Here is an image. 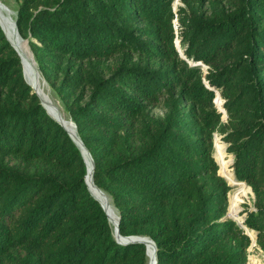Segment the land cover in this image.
Listing matches in <instances>:
<instances>
[{
    "label": "trees",
    "instance_id": "16d2710c",
    "mask_svg": "<svg viewBox=\"0 0 264 264\" xmlns=\"http://www.w3.org/2000/svg\"><path fill=\"white\" fill-rule=\"evenodd\" d=\"M14 1L118 232L150 238L156 264H243L229 180L254 193L243 224L264 253V0ZM86 163L0 28V264H147L144 243L115 241Z\"/></svg>",
    "mask_w": 264,
    "mask_h": 264
},
{
    "label": "rangeland",
    "instance_id": "374dc122",
    "mask_svg": "<svg viewBox=\"0 0 264 264\" xmlns=\"http://www.w3.org/2000/svg\"><path fill=\"white\" fill-rule=\"evenodd\" d=\"M0 3H2V5L6 8V10L10 13L11 15V18L13 19V15H14V7H15V1L14 0H0ZM179 3V0H172V7L175 8L176 5ZM0 24L2 25V28H3V31L4 34L6 35V37L11 41V43L13 44V41L12 39L9 37V28L5 27L1 21H0ZM173 24H174V27H176V21L173 19ZM177 38L174 39V42L177 44V48L178 50L180 51V45L179 43L177 42ZM14 46V44H13ZM15 47V46H14ZM16 48V47H15ZM31 53V51H30ZM32 55V53H31ZM182 56L184 57V55L182 54ZM33 58V56H32ZM185 58V57H184ZM186 60L193 64H198L199 62H202V61H191L190 59L186 58ZM34 61V59H33ZM34 66H35V69L36 71L35 72H32L31 71V74H30V80L28 81V79H26V75L24 74V70L22 68V75L25 77V79L29 82V86L34 88V85L38 86V87H42L41 89L43 90V92L46 94V104H44V102L42 101L43 105L46 107V109L49 111V113L54 116L55 118H57L60 122L61 120H64L66 122H69L72 124V121L70 120V118L67 116V114L63 111L62 107H61V104H60V101L58 99V97L55 95V93L48 87V85L46 84V82L44 81L43 77L41 76L40 72L38 71L36 65H35V61H34ZM199 66H201V70L202 71H206V65L204 63L202 64H199ZM40 77V78H39ZM35 90V89H34ZM217 90V89H216ZM218 91V90H217ZM216 93V92H215ZM38 94V93H37ZM218 96V92L216 93ZM218 101L221 102L222 99L218 98ZM222 109V108H220ZM154 111H157V109H154ZM223 116L224 118L222 119V121H226V117L224 115V111H223ZM73 125V124H72ZM74 127V125H73ZM213 140H214V143L218 142L220 145L223 146V150H224V153H223V157L226 161H228V164L226 165L228 167V169H230L232 171V174H233V168H232V161H233V154L232 153H229L227 150H226V146H227V143L222 139V134L220 133V131H218L217 129L213 131ZM215 146V145H214ZM214 155H215V147H214ZM215 158H216V155H215ZM217 159V158H216ZM220 167H219V172H220ZM221 172H224L223 170H221ZM220 172V173H221ZM223 174V173H221ZM224 175V174H223ZM234 175V174H233ZM226 176V175H225ZM235 177V176H234ZM234 180L238 181V182H242L243 184L247 185L245 181L243 180H239V179H236L234 178ZM245 187V186H244ZM242 189V186H240V184H230V188L229 190L227 191V199H228V206H227V215L233 217L234 215L231 213V211L229 210L230 208V205H231V196L234 195L235 193L238 194V201H237V208L235 210V215L237 214V216H234L236 217L237 219H240L239 217H243V215L245 214L244 212V209L246 206H249V207H253V200H254V196H253V192L250 188V186L248 185L247 188H245V190H239V189ZM103 191V190H102ZM109 198V197H108ZM110 224V222H109ZM111 225V224H110ZM112 227V226H111ZM249 231V230H248ZM253 231V230H252ZM251 231V234L252 237L251 239L253 240L254 239V233ZM250 232V231H249ZM113 234V233H112ZM114 237V236H113ZM250 248V247H249ZM252 254H255L253 256L256 257V264H264V253L262 251H258L253 249L251 250ZM148 264V262H147Z\"/></svg>",
    "mask_w": 264,
    "mask_h": 264
},
{
    "label": "bare ground",
    "instance_id": "6f19581e",
    "mask_svg": "<svg viewBox=\"0 0 264 264\" xmlns=\"http://www.w3.org/2000/svg\"><path fill=\"white\" fill-rule=\"evenodd\" d=\"M0 21L5 27L9 28V37L12 39L13 44L16 47V49H17V51H18V53L20 55L21 64H22V68L24 70V74L26 75V79H28V81H29L30 80L31 71L32 72L36 71L32 55H31L30 50H29L27 44L25 43L24 39L21 38L19 36V34L17 33V31L15 30V27H14V24H13V19L11 18L10 13L2 5V3H0ZM0 26L2 28L1 24H0ZM2 30H3V28H2ZM41 88L36 86V85H34L33 89H35V91L38 93V96H39L40 100H42L44 102V104L47 105V103H46V94L43 92V90ZM219 97H221V96H219ZM222 110H224V109H222ZM222 114H223V111H222ZM60 123L66 128L67 132L78 142V144H79V146H80V148L82 150V154L84 156V160L86 159V161H87V163L85 161L86 166L88 167V176H87V178L85 177L86 185L88 186V188H89L90 192L92 193V195L94 197H96V199L100 202V204L104 208V210H105V212L107 214L108 220H109V222H110V224L112 226L113 235H116L115 234V232H116V225H115L116 212H115L114 207L112 206L108 196L106 194H104L103 192L99 191L95 187V185H93V183H92V180L90 178V160H89V157H88L86 151L83 149L81 143L77 139L75 128L72 125L73 122L71 124V123L66 122L64 120H61ZM228 182H230V181L228 180ZM236 183H242V182H236ZM141 238L144 240V244L146 246V249L148 250V252H147L148 264H153V245H152V242H151L150 238H148V237L141 236ZM118 239H121V237H118Z\"/></svg>",
    "mask_w": 264,
    "mask_h": 264
},
{
    "label": "water",
    "instance_id": "95a60500",
    "mask_svg": "<svg viewBox=\"0 0 264 264\" xmlns=\"http://www.w3.org/2000/svg\"><path fill=\"white\" fill-rule=\"evenodd\" d=\"M13 24H14V27H15V23H14V20H13ZM0 28H1V26H0ZM1 30H2V28H1ZM15 30H16V28H15ZM2 32H3V30H2ZM3 34H4V32H3ZM4 36H5V34H4ZM5 38L8 40V42L11 44V46L14 48V50L17 52V54H18V56L20 57V55H19V53H18V51H17V49L13 46V44L11 43V41L5 36ZM24 41H25V43L27 44V40L26 39H24ZM177 42H178V40H177ZM174 45L176 46V48H177V44L174 42ZM27 46H28V44H27ZM29 48V47H28ZM177 50H178V48H177ZM178 52H179V54L182 56V52L181 51H179L178 50ZM183 57V56H182ZM20 63H21V59H20ZM203 62H199L198 64H202ZM21 66H22V64H21ZM22 73H23V71H22ZM24 77V76H23ZM24 79H25V77H24ZM25 81L29 84V82L25 79ZM30 85V84H29ZM212 89H214V91L215 92H218L219 93V91H217L215 88H212ZM32 91L33 92H35V94L38 96V94H37V92L32 88ZM219 96H220V93H219ZM38 98H39V96H38ZM39 101H40V104L42 105V107L46 110V108L44 107V105L42 104V102H41V100H40V98H39ZM214 103H215V105H216V107L218 108V110H220L221 112L222 111H224V115H225V117H227L226 116V111H225V109H224V106H223V100H222V109H224V110H222V109H220L218 106H217V104H216V101H215V98H214ZM46 112L49 114V116L50 117H52L54 120H56L65 130H66V128L55 118V117H53L47 110H46ZM66 132H67V130H66ZM76 132V131H75ZM67 134L69 135V137L71 138V140L77 145V147H78V149H79V151H80V153H81V155H82V158H83V160H84V156H83V154H82V150H81V148H80V146H79V144H78V142L67 132ZM76 136H77V139L79 140V142L81 143V145H82V147H83V149L86 151V153H87V155H88V157H89V160H90V178H91V180H92V160H91V157L89 156V154H88V152H87V150H86V148L84 147V145L82 144V142L80 141V139H79V137H78V135L76 134ZM214 145H215V143H214ZM217 160V159H216ZM84 162H85V160H84ZM85 167H86V165H85ZM223 175V174H222ZM225 178H227L225 175H223ZM84 182H85V180H84ZM93 183V182H92ZM229 184H231L230 182H228ZM86 184V183H85ZM94 185V184H93ZM87 186V185H86ZM87 188H88V186H87ZM251 188V187H250ZM88 190H89V188H88ZM252 190V189H251ZM89 192H90V190H89ZM253 192V191H252ZM90 194L92 195V193L90 192ZM93 196V195H92ZM253 196H254V193H253ZM94 197V196H93ZM95 199H96V197H94ZM97 200V199H96ZM98 201V200H97ZM99 202V201H98ZM99 204H100V202H99ZM100 206L102 207V205L100 204ZM102 209L104 210V208L102 207ZM104 212H105V210H104ZM105 214H106V212H105ZM106 217H107V214H106ZM233 218L234 219H236L238 222H239V224L240 225H242L245 229H246V231H247V233L250 235V236H252L251 235V233H249V231H248V228L243 224V217L241 218V219H237L236 217H234L233 216ZM107 220H108V217H107ZM108 222H109V220H108ZM117 222H118V216L116 215V221H115V225H116V232H115V234L116 235H113L114 236V239H115V241L116 242H118V243H128V242H142V243H144V240L141 238V236L140 235H136V234H132V235H121L119 232H118V227H117ZM118 237H121V239H118ZM254 237V239H255V235L253 236ZM151 242H152V245H153V264H156V256H155V246H154V243H153V241L151 240ZM145 245V244H144ZM145 253H146V247H145Z\"/></svg>",
    "mask_w": 264,
    "mask_h": 264
},
{
    "label": "built area",
    "instance_id": "2783aa9c",
    "mask_svg": "<svg viewBox=\"0 0 264 264\" xmlns=\"http://www.w3.org/2000/svg\"><path fill=\"white\" fill-rule=\"evenodd\" d=\"M249 247L247 249L246 260H245V262L243 264H256V257L253 256L255 254H252L250 252L253 249H255V250L258 249V251H261V249L256 245V240L255 239H253V240L251 239V243H250Z\"/></svg>",
    "mask_w": 264,
    "mask_h": 264
}]
</instances>
